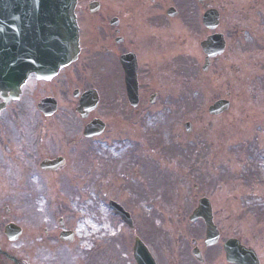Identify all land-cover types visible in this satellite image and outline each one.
<instances>
[{
	"label": "rangeland",
	"instance_id": "obj_1",
	"mask_svg": "<svg viewBox=\"0 0 264 264\" xmlns=\"http://www.w3.org/2000/svg\"><path fill=\"white\" fill-rule=\"evenodd\" d=\"M242 1L225 11L237 40L208 75H202L201 65L191 77L181 74L179 83L166 90L162 103L151 107L147 116L137 115L141 118L137 131L129 116L120 122L121 131L111 122L105 135L85 142L97 152L93 156L100 166L84 172L90 165L85 162L87 148L69 151L71 173L39 174L44 181H54L60 175L54 182L59 183L58 194L48 187L41 191L46 183L34 181L32 174L25 177V171L8 175L9 182L20 183L16 187L20 196L18 227L24 230L18 245V255L23 254L20 264H135L134 232L113 215L106 204L109 199L126 205L136 235L144 239L153 255L162 250L161 256L167 254L174 264L175 259L179 261L178 246L187 242L183 233L189 234L186 228L192 198L202 195L211 201L216 223L221 225V243L240 238L264 264V0ZM196 48L199 50L198 44ZM226 97L231 103L229 112L209 117L207 108ZM115 106L121 114V103ZM69 121L54 128L66 134V142L72 131L79 130ZM187 122L192 127L190 134L183 128ZM50 132L53 138L55 132ZM140 136L142 141L146 137L145 145H137L138 159L130 167L127 163L132 161L135 140ZM37 144L42 145L40 138ZM59 148L60 143L52 140L51 149ZM60 155L67 156V152L62 149ZM64 177L74 188L61 189ZM89 182L97 186L96 192ZM39 198L47 200L41 208ZM39 208L41 218L36 215ZM60 218L74 233L72 244L57 238ZM34 228L35 242L50 245V252H40L37 245L38 255L27 252L33 245L24 241L26 233Z\"/></svg>",
	"mask_w": 264,
	"mask_h": 264
},
{
	"label": "flooded vegetation",
	"instance_id": "obj_2",
	"mask_svg": "<svg viewBox=\"0 0 264 264\" xmlns=\"http://www.w3.org/2000/svg\"><path fill=\"white\" fill-rule=\"evenodd\" d=\"M237 2L243 1L77 0L75 13L80 39L78 60L53 79L40 80L31 75L17 102H10L1 108L4 102L0 99V254L7 243L4 229L16 219L8 204L18 200L16 185L8 181V172L29 169L38 155L33 124L58 119L64 125L67 120L76 118L79 129L98 122L105 133L114 103H121V112L134 118L135 127L140 125L141 118L137 121V115L147 116L151 107L163 102L167 74L192 76L195 70L199 71L201 61L202 68L206 65L207 71H210L222 59L207 61L200 49L196 48L197 44L200 47V43L207 38L221 35L225 41L224 54L228 47L231 49L230 45L237 40V36L233 35L235 30L232 29V20L225 18V11ZM207 13L217 15L218 24L213 31L204 26L203 19ZM123 59L136 63L138 105L135 108L129 105L132 102L126 93L121 66ZM89 92L96 93L98 103H90L89 107L79 110L81 98ZM45 100L56 104V113L50 118L45 117V112L41 110L43 107H40ZM50 108L56 109L52 105ZM19 122L23 124L22 128L17 127ZM140 140L141 137L135 140L134 154ZM47 158L51 160L55 157ZM203 197L192 198V210ZM215 225L219 232V244L214 247L204 245L205 227L201 221L187 225L189 234L183 233L187 242L178 246L179 261L175 259L174 264H227L223 253L224 243H220L223 237L221 225ZM131 231L134 232V242L140 239L135 228ZM140 240L156 264H173L169 262L167 254L161 256L162 250L153 255L144 239L141 237ZM180 248L185 251L179 253ZM195 249L200 261L193 257Z\"/></svg>",
	"mask_w": 264,
	"mask_h": 264
},
{
	"label": "water",
	"instance_id": "obj_3",
	"mask_svg": "<svg viewBox=\"0 0 264 264\" xmlns=\"http://www.w3.org/2000/svg\"><path fill=\"white\" fill-rule=\"evenodd\" d=\"M74 4V0H0L1 91L3 89H11L15 95L27 73L37 70L44 72L43 66L49 73H55L60 67L67 65L76 57L78 53V35L73 16ZM31 15L32 18L34 17L33 19L29 18ZM26 18L28 19L26 20ZM21 19L25 20V27L28 26V29L13 31L14 27L19 28L21 26L19 22ZM12 36L26 37L24 40L16 38L19 51L25 50L27 52V46H30L31 51L38 52L37 55L31 56L33 63L25 67L23 74L20 72L14 58L10 54H4V52L12 49L13 42L12 38H8L5 42L2 39L3 37ZM38 45H43L46 52L39 54ZM202 48L205 53H209V41L203 43ZM220 48H217L216 52ZM36 65L40 67L37 68ZM133 74V70H131V87L134 86V82L132 81ZM227 108L228 103L219 101L210 107L209 114L218 115L226 111ZM200 205V209L196 211L195 217L202 218L205 221L207 239L214 240L216 232L211 221L209 206L205 201H201ZM233 246L235 244L229 242L225 247L226 252L234 251ZM243 255L244 257L238 255L240 260L238 264H250L251 254L244 253ZM136 260L138 264L147 263L144 258L141 260L139 257H136Z\"/></svg>",
	"mask_w": 264,
	"mask_h": 264
},
{
	"label": "bare ground",
	"instance_id": "obj_4",
	"mask_svg": "<svg viewBox=\"0 0 264 264\" xmlns=\"http://www.w3.org/2000/svg\"><path fill=\"white\" fill-rule=\"evenodd\" d=\"M33 239V237H31ZM50 249V246H47V245H44L43 246V250H49Z\"/></svg>",
	"mask_w": 264,
	"mask_h": 264
}]
</instances>
